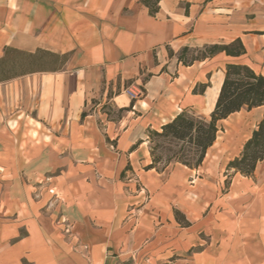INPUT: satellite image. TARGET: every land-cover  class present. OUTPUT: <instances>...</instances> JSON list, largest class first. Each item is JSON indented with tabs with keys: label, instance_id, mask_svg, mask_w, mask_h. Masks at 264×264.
Wrapping results in <instances>:
<instances>
[{
	"label": "crops",
	"instance_id": "obj_1",
	"mask_svg": "<svg viewBox=\"0 0 264 264\" xmlns=\"http://www.w3.org/2000/svg\"><path fill=\"white\" fill-rule=\"evenodd\" d=\"M154 1L0 0V60L69 55L0 62V264H264V160L228 169L264 107L221 120L198 168L148 169L149 131L209 120L227 65L264 76V0ZM237 39L240 57L179 60Z\"/></svg>",
	"mask_w": 264,
	"mask_h": 264
},
{
	"label": "trees",
	"instance_id": "obj_2",
	"mask_svg": "<svg viewBox=\"0 0 264 264\" xmlns=\"http://www.w3.org/2000/svg\"><path fill=\"white\" fill-rule=\"evenodd\" d=\"M147 1L151 4L153 0ZM156 2L158 3V0ZM151 10L155 12L156 9L152 6ZM245 52L243 42L237 39L229 44L211 45L193 52L185 48L180 53L179 60L184 64H190L219 53L240 57ZM12 54L21 59L18 65L20 69L24 67L26 72L32 69L36 72L60 71L69 59V55H59L43 49L30 54L8 48L0 62L16 65L13 58L9 59ZM259 107H264V76L256 74L247 65H227L225 79L209 120L183 113L159 131H149L148 141L152 164L148 166V169L164 170L173 163H179L191 169L198 168L202 165L208 149L216 141L219 131L218 123L243 109L251 111ZM180 143H182L181 147ZM174 146L180 147L179 150L176 151ZM262 160H264V115L252 137L246 142L241 156L231 161L228 169H235L245 176H253L257 164ZM161 163H164L163 168L159 167ZM176 217L179 219V213H176Z\"/></svg>",
	"mask_w": 264,
	"mask_h": 264
},
{
	"label": "rangeland",
	"instance_id": "obj_3",
	"mask_svg": "<svg viewBox=\"0 0 264 264\" xmlns=\"http://www.w3.org/2000/svg\"><path fill=\"white\" fill-rule=\"evenodd\" d=\"M191 55H193V53H191ZM48 61H50V60H48ZM111 115H112L113 117H115V116L118 115V112H117V111H116V112H112ZM181 145H182V143H180V147H181ZM180 147H176V146H174V148H175L176 151L179 150ZM174 148H173V149H174ZM165 157H166V156H165ZM163 166H164V163H161L159 167H160V168H163Z\"/></svg>",
	"mask_w": 264,
	"mask_h": 264
}]
</instances>
